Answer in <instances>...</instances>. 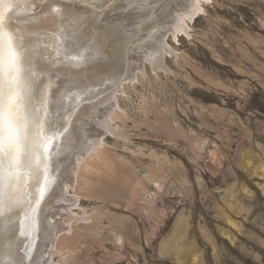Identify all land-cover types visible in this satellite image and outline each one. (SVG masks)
<instances>
[{
    "label": "rangeland",
    "instance_id": "rangeland-1",
    "mask_svg": "<svg viewBox=\"0 0 264 264\" xmlns=\"http://www.w3.org/2000/svg\"><path fill=\"white\" fill-rule=\"evenodd\" d=\"M181 1L155 6L165 29L151 14L117 38L128 54L91 114L50 121L76 134L51 156L55 203L26 264H264V0L188 19Z\"/></svg>",
    "mask_w": 264,
    "mask_h": 264
},
{
    "label": "bare ground",
    "instance_id": "bare-ground-1",
    "mask_svg": "<svg viewBox=\"0 0 264 264\" xmlns=\"http://www.w3.org/2000/svg\"><path fill=\"white\" fill-rule=\"evenodd\" d=\"M202 1L205 0H182L178 7H181L182 12L189 17L199 12ZM14 2L16 7L8 13L9 31L15 32L24 48L23 79L27 85L25 94L28 114L31 120L39 124L50 141V144L45 145L47 153L40 168V172L48 177V171L58 167L56 160L60 158L59 156L53 159L51 156L57 155L67 146L66 136L76 134L77 128L74 127V123L69 126L67 120L63 121L62 129L58 128L59 125L53 129L50 127V121L57 122L61 119L60 112L63 109L66 110V114L75 113L74 109L77 106H82L77 116L91 114L94 107L85 104L90 102L93 95L112 84L113 79L109 78L121 67H117L118 59H124L123 54H126L127 43L124 46L120 45L117 38L120 39L122 35L129 37L133 35L139 28L138 24L151 14V20L154 22L151 31L165 29L167 24L171 23L167 20L164 22L167 26L164 27L162 21L154 19L155 6L162 4L163 0H14ZM112 2L116 4L113 5ZM37 4L39 8H36ZM50 6L57 7L49 8ZM79 11L81 15L71 14ZM138 11L141 13H137ZM85 13L89 16H84ZM114 13L117 14V18ZM110 14H113L114 19H109L112 16ZM144 14L146 16L142 18ZM133 17L137 19V24H133ZM180 18L178 20L182 22ZM128 19L131 22L127 21ZM174 20L173 17V23ZM111 22L115 23L111 26ZM176 25L178 26V23ZM88 28L94 32L89 30L84 32ZM179 28L181 26L178 30ZM91 33L99 36L101 44L88 42L87 36ZM153 33L155 32H151L150 35ZM84 36L87 39H83ZM145 40L142 42L145 43ZM71 118L73 119L74 115ZM57 133L62 134L56 135ZM60 171L59 166L55 177L48 178L47 192L42 200L36 192L37 180L26 178L24 186L18 190L11 202L6 203L0 214V264H26L30 260L32 262L35 260V253L43 243L38 235L44 228V220L40 219V216L41 213L49 211L50 205L55 203V200H51L57 190L54 184L58 176H61ZM37 200L40 202L36 203Z\"/></svg>",
    "mask_w": 264,
    "mask_h": 264
},
{
    "label": "snow or ice",
    "instance_id": "snow-or-ice-1",
    "mask_svg": "<svg viewBox=\"0 0 264 264\" xmlns=\"http://www.w3.org/2000/svg\"><path fill=\"white\" fill-rule=\"evenodd\" d=\"M15 7L14 0H0V214L26 178L37 180L41 200L48 183L40 168L50 141L28 114L24 48L15 32L9 31L8 13Z\"/></svg>",
    "mask_w": 264,
    "mask_h": 264
}]
</instances>
